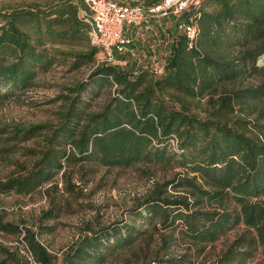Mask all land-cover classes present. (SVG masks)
<instances>
[{
  "label": "trees",
  "instance_id": "trees-1",
  "mask_svg": "<svg viewBox=\"0 0 264 264\" xmlns=\"http://www.w3.org/2000/svg\"><path fill=\"white\" fill-rule=\"evenodd\" d=\"M142 1L157 5L162 0ZM82 7L81 0H62L0 13V103L33 88L40 73L68 62V56L56 55L49 45L87 41V25L78 17ZM188 17L198 26L191 48L178 31L179 21ZM162 23L171 36L165 73L154 79L147 71L134 75V64L126 69L95 66L88 82L99 89L114 88L113 97L100 112H91L81 98L88 89L86 80L69 90L72 97H60L65 108L55 127L15 131V137H43L46 149L27 174L0 182V194L36 193L72 164L178 170L136 209L143 210L148 224L158 225L156 231L203 246L245 225L248 231L212 264H249L257 249L264 248V126L243 120L241 113L251 108L249 102L264 100V0H200L180 18ZM100 51L91 46L84 54H69L70 68L94 63ZM116 56L127 60L129 54ZM248 77L259 85L214 98L219 87ZM206 97L201 116L193 103ZM167 187L186 196H166ZM0 230L20 234L17 226L0 224ZM146 234L123 225L88 232L74 243L63 264H105ZM24 236L34 262L50 264L35 235L26 230ZM179 259L171 261L187 264Z\"/></svg>",
  "mask_w": 264,
  "mask_h": 264
},
{
  "label": "rangeland",
  "instance_id": "rangeland-1",
  "mask_svg": "<svg viewBox=\"0 0 264 264\" xmlns=\"http://www.w3.org/2000/svg\"><path fill=\"white\" fill-rule=\"evenodd\" d=\"M59 1L62 0H0V13L49 6ZM49 48L56 55L62 53L68 56V62L40 73L33 88L0 103V182L27 174L40 157L39 154L46 149L43 137H15V131L32 126H44L45 131L55 127L61 117L59 114L65 108V102L60 97H72L70 89L78 83L88 82L101 56L96 53L94 63L72 70L69 54L87 52L91 48L88 39L78 44L56 41ZM261 62L260 59L257 65L261 66ZM129 71L131 69L126 72ZM258 85L259 80L248 77L233 85L219 87L213 96L217 99L234 90ZM113 91L114 88L99 89L88 82V89L81 98L89 104L91 112H100L113 97ZM209 98L194 101L197 114L204 115ZM248 105L251 108L242 112L241 118L264 126V120H258L264 100L249 102ZM176 173L178 170L159 167L136 165L129 169L106 168L87 162L65 165V170L54 181L28 196L0 194V224L17 226L20 230V234L0 230V264H37L23 242L26 230H30L47 251L50 264H63L71 247L86 233L118 225L134 226L137 230H146L147 234L137 240L132 248L109 256L105 264H173L171 260L180 257L187 264L214 263L233 241L248 231L245 225H239L217 242L203 246L191 244L179 234L156 231L158 225L148 224L143 210L136 209L147 195L175 177ZM166 196L177 198L186 194L167 187ZM48 211H53L52 216L45 217L44 213ZM249 264H264L263 247L257 249Z\"/></svg>",
  "mask_w": 264,
  "mask_h": 264
},
{
  "label": "built area",
  "instance_id": "built-area-1",
  "mask_svg": "<svg viewBox=\"0 0 264 264\" xmlns=\"http://www.w3.org/2000/svg\"><path fill=\"white\" fill-rule=\"evenodd\" d=\"M81 1L83 7L79 10V19L87 25L91 46L101 50L95 66L103 64L126 69L127 65L134 64V75L142 70L154 79L165 73L166 47L171 41L162 22L172 17L180 18L187 9L200 3V0H162L157 5L137 0L127 3L120 0ZM178 31L186 37L188 47H193L198 38V26L192 18L179 21ZM117 54H129V57L121 60Z\"/></svg>",
  "mask_w": 264,
  "mask_h": 264
}]
</instances>
